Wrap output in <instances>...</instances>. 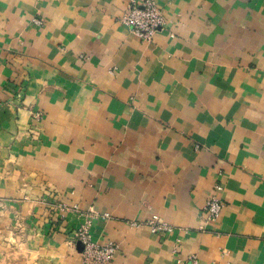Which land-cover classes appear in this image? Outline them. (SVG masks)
<instances>
[{
	"label": "crops",
	"instance_id": "1",
	"mask_svg": "<svg viewBox=\"0 0 264 264\" xmlns=\"http://www.w3.org/2000/svg\"><path fill=\"white\" fill-rule=\"evenodd\" d=\"M132 1L0 0V264H264V0Z\"/></svg>",
	"mask_w": 264,
	"mask_h": 264
},
{
	"label": "built area",
	"instance_id": "2",
	"mask_svg": "<svg viewBox=\"0 0 264 264\" xmlns=\"http://www.w3.org/2000/svg\"><path fill=\"white\" fill-rule=\"evenodd\" d=\"M34 22L38 25L42 23L40 20ZM121 22L128 26L136 37L145 42L153 41L159 30L167 24L164 12L157 0H144L142 3L132 1L122 16ZM34 116L36 119H41L42 113H36ZM215 191L222 192L223 186L216 185ZM224 206L225 203L221 198L212 196L204 208L206 220L216 222L221 216ZM132 225L140 224L133 222ZM148 225L156 234H165L171 230V227L163 222L158 215H153L148 221ZM76 238L84 245L82 264H110L118 250V246L112 242L105 246L94 242L87 226L77 231Z\"/></svg>",
	"mask_w": 264,
	"mask_h": 264
},
{
	"label": "water",
	"instance_id": "3",
	"mask_svg": "<svg viewBox=\"0 0 264 264\" xmlns=\"http://www.w3.org/2000/svg\"><path fill=\"white\" fill-rule=\"evenodd\" d=\"M83 248H84V245L80 242L79 243V251H82Z\"/></svg>",
	"mask_w": 264,
	"mask_h": 264
}]
</instances>
